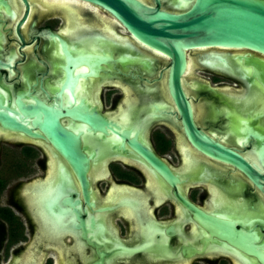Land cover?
<instances>
[{"label":"flooded vegetation","instance_id":"1","mask_svg":"<svg viewBox=\"0 0 264 264\" xmlns=\"http://www.w3.org/2000/svg\"><path fill=\"white\" fill-rule=\"evenodd\" d=\"M184 57L176 100L171 59L100 7L0 0V264H264V54Z\"/></svg>","mask_w":264,"mask_h":264},{"label":"water","instance_id":"2","mask_svg":"<svg viewBox=\"0 0 264 264\" xmlns=\"http://www.w3.org/2000/svg\"><path fill=\"white\" fill-rule=\"evenodd\" d=\"M100 7L110 13L140 43L171 59L169 83H173L175 99L180 97L178 80L185 65L184 50L195 47L246 48L264 54V0H197L182 15H171L151 9L133 0H78ZM76 23L77 12H71ZM75 28V27H74ZM45 135L54 147L80 171L84 161L70 142L58 144V125L47 111ZM192 139L198 138L191 131ZM203 140V139H200ZM202 143V142H201ZM204 146H203V145ZM197 147L205 150L204 143ZM221 157L234 164V155L217 148Z\"/></svg>","mask_w":264,"mask_h":264},{"label":"bare ground","instance_id":"3","mask_svg":"<svg viewBox=\"0 0 264 264\" xmlns=\"http://www.w3.org/2000/svg\"><path fill=\"white\" fill-rule=\"evenodd\" d=\"M63 2V1H62ZM14 3V2H13ZM16 4V3H15ZM60 6V5H59ZM58 6V7H59ZM60 10H62L63 12H64V15L67 17V18H65L66 20H67V22L70 24V26H71V24H73V19H72V15H71V12H76V10L74 9V8H72L71 7V5H69V4H66V3H62L61 4V6H60V8H59ZM63 15V16H64ZM69 26V28H67L66 30H64V31H67V32H65V33H68V32H70L69 30L71 29V28H74V26L72 25L71 27ZM63 28V27H62ZM71 33V32H70ZM67 35V34H66Z\"/></svg>","mask_w":264,"mask_h":264}]
</instances>
